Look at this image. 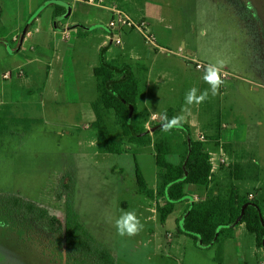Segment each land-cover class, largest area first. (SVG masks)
I'll return each mask as SVG.
<instances>
[{
	"label": "rangeland",
	"instance_id": "1",
	"mask_svg": "<svg viewBox=\"0 0 264 264\" xmlns=\"http://www.w3.org/2000/svg\"><path fill=\"white\" fill-rule=\"evenodd\" d=\"M111 2L135 19H147L157 43L175 53L156 49L137 30L127 29L115 33L123 43L111 40L107 57L151 67L149 111L162 115L174 107L173 117L183 116L181 123L189 126L192 136L199 131L191 129L199 103L186 104L185 97L193 88L197 96L206 90V99L212 96L204 80L207 70L198 69L196 61L208 66L224 61L227 77L221 76L215 95L223 102L222 122L229 130L246 128L241 140L257 160L248 172H259L258 177L247 173L233 182L242 194L252 192L264 205V0H105ZM98 42L75 33L70 41L56 40L49 55L56 69L54 89L45 99L37 93L27 95L10 114L39 120L29 127L13 125L14 132L2 135L0 193L20 196L62 218L70 201L90 233L113 253L116 264H264V245L246 227L203 246L180 229L185 202L177 203L162 220L155 204L154 145L123 153L102 151L91 126L92 102L98 96L91 64L99 62ZM69 63L72 69L66 72ZM185 131H175L168 139L174 148L167 157L172 162L182 159ZM124 212H134L143 225L137 235L118 234L116 221ZM36 223L31 231L0 217V264H82L68 261L65 245L47 238V229L37 232L44 226Z\"/></svg>",
	"mask_w": 264,
	"mask_h": 264
},
{
	"label": "trees",
	"instance_id": "2",
	"mask_svg": "<svg viewBox=\"0 0 264 264\" xmlns=\"http://www.w3.org/2000/svg\"><path fill=\"white\" fill-rule=\"evenodd\" d=\"M57 8L66 12L65 6L57 4ZM93 73L98 96L92 102L95 118L91 126L97 132L96 139L102 151L123 153L149 144L156 147V195L158 199L166 198L164 203H157L162 220L175 209L177 203L187 198L186 186L194 183L204 186L207 193L203 198L187 205L180 226L184 233L201 245L209 246L219 242L223 233L231 235L235 225L244 223L246 229L255 234L257 243L264 245V205L250 197V193L242 194L233 183L225 188L219 186L214 179L212 155L206 142L194 139L186 124L181 123L179 127L170 129L186 130L185 139L181 142L182 159L172 162L167 158L174 148L170 140L160 137L159 130L164 129V114L171 120L176 109L171 107L166 110L157 126H147L152 115L145 104L149 67L143 62L125 58L109 59L106 49H102ZM11 113L7 105L0 104V143L5 132H14L13 125L24 124L29 127L32 122L39 120L31 117L10 118L8 115ZM7 117L11 119L9 124L6 123ZM155 126H161V129H154ZM222 145L224 150H228V143ZM135 161L137 177L143 185L136 157ZM228 170L231 179H243L247 177L248 165L229 163ZM59 198H62L61 194ZM2 216L12 224L30 227L31 231L34 229V222L37 225L41 223L44 229H38L37 232L47 229L51 232L46 233L47 238L53 236L51 241L64 244L68 261L116 264L113 253L90 233L70 201H67L65 216L62 218L51 214L47 207L24 201L20 196L0 193V217ZM83 252L87 253V257Z\"/></svg>",
	"mask_w": 264,
	"mask_h": 264
},
{
	"label": "crops",
	"instance_id": "3",
	"mask_svg": "<svg viewBox=\"0 0 264 264\" xmlns=\"http://www.w3.org/2000/svg\"><path fill=\"white\" fill-rule=\"evenodd\" d=\"M56 1L0 0V104L7 105L12 112L27 95L37 93L39 97L45 99V95L54 89L56 69L49 59V55L51 50L56 47V40L63 41L61 33L63 27L69 26L72 32L77 35L82 34L86 39L96 38L99 41L97 44L99 54L102 49H106L107 53L111 49L112 39L106 23H103L110 17V12L106 8L81 2L69 3L61 0L62 3H57ZM63 3L66 6L65 13L60 8L56 9L57 4L63 6ZM107 4L114 5V3ZM68 7L70 8L68 9ZM89 7L93 9L90 10ZM96 9H101L103 12L100 13ZM31 25L36 26L37 29L28 39H24V32ZM15 34L20 35L19 40H13ZM112 58L119 57L113 56ZM95 65L94 63L91 64L92 69ZM69 69L65 71L71 72L72 63H69ZM151 71L152 68L149 67L148 77ZM6 72L10 73L8 77H5ZM61 77L62 80H65L64 75ZM148 92L149 83L147 79L145 104L148 99ZM222 105L221 97L219 99L215 95L199 103L195 112L196 119L191 121V129L192 126L199 129L197 136L192 137L206 142V147L214 159V179L220 187L225 188L232 183L234 184L233 181L236 180L230 177L229 163L232 165L246 164L249 168L256 164L257 160L241 140V137L248 133L246 128L243 126L229 130L228 126L222 122ZM160 121L161 118L153 125L157 126ZM148 123L149 121L147 126ZM156 126L154 129H161V126ZM173 132L175 131L161 129L159 135L163 140L167 139L168 141ZM223 143H228V150H224ZM241 146L245 149H242ZM229 156L231 160H229ZM250 157H252V161L249 160ZM222 158L226 160V163L216 162V159L219 161ZM249 174L259 176V172ZM185 192L187 198L181 202H185L187 208V205L194 200L203 198L207 189L204 186L190 183L186 186ZM250 194H252L250 197L255 198L252 192ZM155 197L156 206L158 202L162 204L166 201L165 197L158 199L156 193ZM237 227H245V224H237L234 229Z\"/></svg>",
	"mask_w": 264,
	"mask_h": 264
},
{
	"label": "built area",
	"instance_id": "4",
	"mask_svg": "<svg viewBox=\"0 0 264 264\" xmlns=\"http://www.w3.org/2000/svg\"><path fill=\"white\" fill-rule=\"evenodd\" d=\"M64 1H68L69 3L81 2L93 6L106 8V10L110 12V17L106 22V27L109 30L111 39L115 41L117 44H122L123 41L121 36H116L115 33L130 29V30H137L143 36L144 40L147 43L151 44V46L156 47V49H163L166 52H174L168 47H163L157 43L158 42L157 36L155 32L152 30L150 26V22L145 18L135 19L130 14H128L124 9L117 7L115 5H107L105 3V0H64ZM35 29H37L36 26H32V25L29 26L24 32L23 38L28 39L32 35ZM61 33L65 40L70 41L71 39H73V32L69 26L63 27ZM19 39H20L19 34L13 35V40H19ZM196 67L198 69L207 70L208 65L203 62L196 61ZM9 75H10L9 72L5 73V77H8ZM221 76L223 78L227 77V72L222 70ZM160 118L161 117L159 114L152 113L148 123V127H151ZM220 161L221 163H226V160L224 158L220 159ZM212 163L214 165L213 157H212ZM250 196H252V194H250Z\"/></svg>",
	"mask_w": 264,
	"mask_h": 264
},
{
	"label": "clouds",
	"instance_id": "5",
	"mask_svg": "<svg viewBox=\"0 0 264 264\" xmlns=\"http://www.w3.org/2000/svg\"><path fill=\"white\" fill-rule=\"evenodd\" d=\"M223 66L224 61L220 60L215 64H209L207 68L204 80L211 85L212 95L218 94L220 85L223 83V80L221 79ZM197 91V89L193 88L187 93L185 97L186 104H192L194 102L201 103L208 97L207 90L199 96H197ZM163 118L165 121L163 127L166 131L173 127H179L183 120V116H175L169 120L166 114H164ZM116 228L118 234L121 236H133L137 235L143 229V225L140 223L134 212H124L116 221Z\"/></svg>",
	"mask_w": 264,
	"mask_h": 264
},
{
	"label": "water",
	"instance_id": "6",
	"mask_svg": "<svg viewBox=\"0 0 264 264\" xmlns=\"http://www.w3.org/2000/svg\"><path fill=\"white\" fill-rule=\"evenodd\" d=\"M56 2H57V3H62V1H61V0H57Z\"/></svg>",
	"mask_w": 264,
	"mask_h": 264
}]
</instances>
